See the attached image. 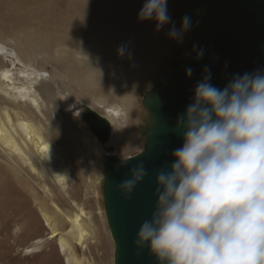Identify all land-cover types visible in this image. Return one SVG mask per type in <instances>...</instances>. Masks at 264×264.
I'll use <instances>...</instances> for the list:
<instances>
[{"label":"bare ground","instance_id":"bare-ground-1","mask_svg":"<svg viewBox=\"0 0 264 264\" xmlns=\"http://www.w3.org/2000/svg\"><path fill=\"white\" fill-rule=\"evenodd\" d=\"M91 3L98 4L96 8L99 19L106 12V17L99 27L80 29L76 32L64 31L62 34L53 33L47 27L40 28L30 36L32 45L25 43L19 51L8 48L0 41L2 57L9 58L11 61L9 65L17 68L11 69L0 56V208L3 210L1 217L6 220L8 218V231L11 237L14 225L24 228L25 231L29 225L28 218L26 222L19 221L18 215L21 212H26L28 217L35 216L33 220L35 226L29 232L34 239L31 246L29 243L25 249L36 258L37 253L47 242L37 212L33 208L35 201L50 227L48 235L52 239L57 238L60 249L68 252L70 264H82L85 260L79 256L81 248L78 244L85 246L86 240L94 236V229L86 220L89 215L83 207L80 206L70 216L65 215L67 213L56 202H53V208L47 197L42 196L38 190L41 185V182H38L39 177H43L48 171L56 181L66 184L68 173L75 168L73 167L75 159L72 156L76 158L77 164L81 161L93 164L96 162L98 174L101 176L105 174L104 161L110 153L102 148L104 145L81 120L84 105L90 106L110 121L112 133L107 144L113 140L118 128L121 130L119 124L124 121L126 127L120 134L125 135L113 140L112 143L115 145L113 154L131 152L138 146L137 135L151 120L148 110H145V118L141 120L136 117V107H133V101L137 98L134 95L135 83L142 73V61L135 53L132 31L145 25V20L138 19L141 1L91 0ZM62 40L78 47L75 50L70 46L58 48ZM170 40L172 41V38ZM158 42L160 43V40ZM35 44L45 51L37 52ZM120 47L124 48L123 55L118 54ZM50 51L54 52L56 58L65 62L84 66L85 84L94 86L98 80H102L100 84H108V91L92 89V94L102 96L93 97L90 101L81 99L83 100L81 102L79 99L77 115L80 124L86 126L83 130L76 129V122L74 126L70 116L64 114L63 108L59 107V104L64 105L65 102L58 99L62 98L61 93L55 92L49 83H43L47 81L45 78L47 72L37 67L32 69L28 63L37 54ZM16 60L26 66H22ZM113 73L117 76L114 77ZM59 75L66 77L65 73ZM39 84L41 86L38 91L36 87ZM127 108L130 111L129 115L126 112ZM141 141V146L144 147L146 140L143 138ZM79 189L77 191L81 192ZM15 200H21V204L17 208H11ZM58 213L66 217L61 219ZM49 258L52 257L47 256L41 264L53 263L49 262Z\"/></svg>","mask_w":264,"mask_h":264},{"label":"clouds","instance_id":"clouds-1","mask_svg":"<svg viewBox=\"0 0 264 264\" xmlns=\"http://www.w3.org/2000/svg\"><path fill=\"white\" fill-rule=\"evenodd\" d=\"M138 19L155 20L157 30L169 24L167 0H145ZM190 27L185 15L168 36L182 41ZM204 73L177 118L183 143L157 172L155 210L135 244L159 264H264V70L236 74L223 89L210 83L208 66ZM129 171L118 186L125 193L147 174L142 162Z\"/></svg>","mask_w":264,"mask_h":264},{"label":"rangeland","instance_id":"rangeland-1","mask_svg":"<svg viewBox=\"0 0 264 264\" xmlns=\"http://www.w3.org/2000/svg\"><path fill=\"white\" fill-rule=\"evenodd\" d=\"M140 1L142 5L145 2V0ZM91 4V0H0V41L3 45L6 44L8 48L19 51L25 43L32 45L30 43V36L40 28L47 27L53 33L62 34L64 31L76 32L80 29L99 27L106 17V12L99 19L98 9L96 8L98 4ZM142 5L139 6L142 7ZM167 11L171 17V21L159 30L156 28L155 20H145L144 26L132 31L135 39V53L142 61V73L135 83L134 90V95L137 98L133 101V107H136L135 110L137 112L136 117L141 120L145 118V110H147L144 105L145 95L155 90L156 86L165 81L172 64L178 60H185L192 52L193 46L196 43L195 39L191 37L189 30L184 33L182 41L170 40L168 32L172 24L174 23L177 29H179L182 20L179 16L178 0H167ZM158 40H160V43ZM61 46H70L73 47V50L78 47V45L65 40H62L57 47L61 48ZM34 48L37 52L45 51V49L37 44L34 45ZM93 52L95 56V50ZM2 55L3 53H0L1 57ZM79 57L83 58L85 56L79 55ZM86 58H90V56H86ZM2 60L11 69H17L9 65L11 63L9 58L2 57ZM16 61L21 63L19 60ZM28 63L32 69L37 67L47 72L45 76L47 81L43 83H49L55 92L61 93L62 98L58 97V99H62L65 102L64 105L63 103L59 104V107L63 108L64 114L66 113L70 116L74 122V126L76 122V129L83 130L86 126H82L79 122L77 115L78 104L80 101H90L93 97L102 96L92 94V89L94 91H100V89L108 91V84H100L102 80H98L94 86L85 84L84 66L78 63H68L56 58L53 51L39 53L35 58H31ZM21 64L22 66H26L24 63ZM59 73H65L66 77H59ZM113 76L117 75L113 73ZM41 84L37 85L36 89ZM140 95H142L143 99ZM126 112L129 115L130 111L128 108ZM119 125L121 130L126 127L124 121ZM142 129L137 135V139L139 140L138 146H135L131 152L116 153L117 156L126 159L143 150L144 147L141 146V140H143ZM121 130L118 128L113 140L122 138L125 135L124 133L120 134ZM113 140L106 145L113 146L115 151ZM116 144L118 143L116 142ZM102 148L104 149V146ZM72 157L75 159L73 165L75 168L74 171L68 173L66 184L56 181L46 171L43 177H39L38 182H41V185L38 190L42 196L47 197V201L52 207L53 202H56L67 213H64L65 215L70 216L74 214L80 206L88 213L89 217L86 220L93 227L95 233L94 236L86 240L85 246L78 244L81 248L79 256L81 259L85 258L82 264H114L115 245L108 227L103 201L104 175L98 174L96 162L93 164V162L85 163V161H81L77 164L76 158ZM77 188H80L79 191L81 190L82 193L78 192ZM20 204L21 200H15L11 208H17ZM33 208L37 212V217L39 218L40 226L44 231V238L47 243L37 253L36 258L28 254L25 246L29 243L31 246L33 242L34 238L29 235V232L35 226L33 225L35 216H32V219L31 216L28 217L26 212H21L18 215L20 217L19 221L26 222L28 218V221H30L29 225L26 231L24 228H18V225H14L11 230L12 236L10 237L8 218L6 220V218L1 217L3 210L0 208V264H8L9 262H20L22 264L34 262V264H41L44 258L49 255L52 257L49 258V262H53L51 264H55L56 262L70 264L67 257L68 252L60 249L57 238L52 239L48 235L50 227L46 224L42 210L35 201H33ZM4 211L7 214L5 208ZM58 214L61 219L66 217L63 214Z\"/></svg>","mask_w":264,"mask_h":264},{"label":"water","instance_id":"water-1","mask_svg":"<svg viewBox=\"0 0 264 264\" xmlns=\"http://www.w3.org/2000/svg\"><path fill=\"white\" fill-rule=\"evenodd\" d=\"M179 16L188 15L189 29L197 49L171 66L165 81L145 95L151 120L142 129L146 140L141 152L126 159L107 146L110 121L84 105L81 120L110 155L104 161L103 201L114 240V264H159L147 245L135 244L141 223L150 219L156 206L157 172L172 162V151L183 143L177 118L192 102L194 89L208 66L214 86L223 89L236 74L264 70V0H178ZM203 56L197 59V51ZM191 68L192 75H186ZM126 160V161H122ZM143 163L146 175L130 193L118 186L130 169Z\"/></svg>","mask_w":264,"mask_h":264}]
</instances>
